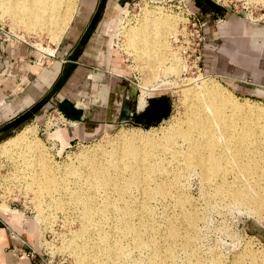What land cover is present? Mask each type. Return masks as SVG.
I'll use <instances>...</instances> for the list:
<instances>
[{"label":"bare ground","instance_id":"obj_1","mask_svg":"<svg viewBox=\"0 0 264 264\" xmlns=\"http://www.w3.org/2000/svg\"><path fill=\"white\" fill-rule=\"evenodd\" d=\"M72 1L0 0V10L14 25L41 31L51 27L64 30L71 19ZM164 17L147 13L142 22V31H147L139 30L135 36L144 38V43L149 40L155 45L156 40L152 38L165 35L158 21L167 24L166 28L173 23ZM182 87L188 109L179 129L171 128L160 140L152 139L145 144L143 139L141 142L136 138L127 139V142L114 145L110 152L86 158L82 161L83 169L70 168V172L61 169L59 172L45 162L43 149L31 141L32 133L28 127L0 143V156L5 154L10 161L20 157L18 160L22 158L29 168L32 167L38 203H41L40 198L53 199L56 195L52 194L57 191L67 199L65 204L77 212L82 226L74 233L83 235L86 240L83 239L79 246L76 243L69 245V255L76 264H124L126 259L127 264H167L176 258L178 250L185 254L190 264L193 260L194 264H200L202 256L194 254L199 247L198 213L194 208H186L189 198L185 183L192 176L200 179L208 204L211 203L209 200H216L217 204L226 201L227 206L244 207L264 215V109L247 103L238 104L223 89L207 80H189ZM138 101L143 109L145 93ZM32 157L34 162H30ZM69 175L75 178L73 183ZM153 202H172L176 206L173 221L166 222L161 230L153 224L156 218L151 207ZM213 208L216 207L213 205ZM12 215L20 219L15 211ZM111 220L115 224L108 233L105 225ZM150 221L153 223L147 224ZM128 238L132 243L127 248L122 241ZM132 251L144 253L146 258L139 261ZM243 253L236 255L232 264H264V257L260 262V256H255L257 252L255 255L248 253L249 256ZM215 256L213 259L210 256L209 264H221L220 257Z\"/></svg>","mask_w":264,"mask_h":264},{"label":"rangeland","instance_id":"obj_2","mask_svg":"<svg viewBox=\"0 0 264 264\" xmlns=\"http://www.w3.org/2000/svg\"><path fill=\"white\" fill-rule=\"evenodd\" d=\"M201 1L204 2L206 0H197V2ZM207 1L213 4V6L239 12L242 14V17L253 22H257L264 12V0ZM72 2H74V5L72 4L73 11L70 15L72 18V20L70 19V24L74 18H78L77 8L79 0H74ZM187 5L189 7L193 6L192 3L190 5L187 3ZM116 11V15L113 16L110 32L107 34L108 36L105 37V45L109 50H113L118 56V60H120V73L112 72L111 70L110 72L121 76L118 78L121 80L118 84V89L122 91V93L119 96L117 95V97L120 98V100L128 97L129 103L126 108L133 111L131 119H129V116H127L128 118L125 117L124 111L122 110L124 106L122 105L119 114H115L114 122L110 126L102 127L94 138L83 142L75 141L68 144L61 130L54 128L52 125L51 118L55 117V113L53 112L54 108H48L49 102H44L34 117L39 118L40 123H46L47 133H44V130H38L35 123L32 122L33 118L16 130L1 137L0 143L12 138L22 129L28 127L32 133L31 141L40 144L43 149V155L45 157H42L44 161L47 159L45 162L56 170L58 169L59 172H62V170H64V172H70L71 169L75 168L83 169L82 163L86 158L110 152L114 145L120 142H127V139L136 138L138 141L143 139L142 142L145 144V142L149 140L163 138L171 128L179 129L188 109L186 108L185 94L181 90L184 88L182 86L189 80L194 82L202 80L213 82L223 89L226 94L228 93L227 95L230 99L238 104L247 103L252 106L256 105L255 107L257 108L264 109V95L252 97L240 96L227 88L223 82L209 76L203 71L202 46L200 58L198 59V46L194 35L195 28L193 26V21L187 19L186 11L183 10L182 5L178 4L177 0H127V3L117 8ZM146 12L155 17L166 16L164 18H168L169 21L173 22L172 25L169 22V26L171 27L166 28L168 27L167 24L158 21V24H162L163 26V30H161L162 33L167 36L165 37L164 34H159L160 36L164 35L160 38L159 36L153 35V37H155L152 39L158 42L157 45L156 41L155 45H153L149 40L146 41L148 43H144V38L140 36L138 38L136 37L139 30L141 32L147 31V29L142 31V22L146 20L144 19L147 15ZM196 16L199 18L197 14ZM59 29L58 27H51L50 29H42L41 31V29L34 30L33 28L28 29L22 25H14V23L10 21V18L0 10V42H2L3 45L4 43L16 42L25 44L27 50L33 54V58L31 59L33 61L31 63L33 64H43L50 58L49 56L58 57L61 55L60 50L67 29ZM164 30L168 31L165 32ZM131 37H133V39ZM140 38L142 39L141 43H139ZM147 38L146 36V39ZM163 40L165 42H163ZM160 42H163L164 45H168L161 48L164 45L162 44V46L159 47ZM141 44L144 45L141 46ZM140 46H144L143 48L145 49H141ZM110 67H112V62ZM0 87H4V72L3 75L0 76ZM117 93L119 94V92ZM142 93H145L146 105L143 110H138V113H135L134 110L137 109V101ZM158 96L166 101L168 105L167 113L153 123L140 124L139 119L147 110L150 99ZM81 103L83 104V108H89L90 103L86 100L81 101ZM2 158L4 159V181L8 184L5 186L4 193H9L10 195L9 200L1 204L3 211H0L4 214V217L8 220L9 218L14 219L16 217L13 216L12 213L16 211V215L20 217L19 225L22 224V226H24L25 224L26 226L30 224L35 228L36 232H38L39 238H36L37 249L32 246L35 242L33 239L30 240L31 242L22 239L30 249L38 253L34 259L40 257L47 264H76L73 256L69 255V245H75L74 243H76V245L79 246L83 239L86 240V237L83 235L82 237L75 234L80 231L79 229L82 226L79 222L77 212L65 204L67 203V199L57 191L54 192L55 194H52V196H56H53V199H51L55 201V203H51L48 197L40 198L41 203H38L39 201L37 202L35 197L37 196V187L35 186V176H33L32 167L29 168L24 159L22 160L21 158L18 160L20 157H16V159L14 158L10 161V158L4 154L0 156V160H2ZM32 159L30 162H34V157H32ZM20 163H23V166ZM1 169L2 167L0 166V170ZM29 176L34 179L31 181L32 178L28 179L30 178ZM70 176L71 175H69V177ZM72 179H70L71 183H73L72 181H74L75 178ZM185 186V192L189 198V204L186 208H194L197 211L196 213H198L197 216L199 221L197 223V228L199 232L198 238L200 240L197 238V247H199L198 250L194 251V254L197 257H203H200L202 260L200 264L203 262L204 264H209L216 254L220 257L218 260L219 263L232 264L236 255H242L241 253L243 252V255L246 256L248 253L250 254L252 252L251 254L255 255L257 252L255 256H260L259 258L257 257L258 261L263 262L264 215L231 204H228L232 206L229 207L226 201L217 204L216 200H209L211 203L208 204L205 195H203L206 192L202 188L201 181L197 176H192L186 180ZM58 198H61V200ZM34 200H36V202ZM56 203H58V206L55 205ZM164 203H167V205ZM169 204L170 207L168 206ZM51 205L55 206V208L56 206L61 208L55 209ZM213 205L216 208H213ZM152 206L154 217H156L154 218L155 222L153 223L150 221L147 222V224L153 223L161 230V226L166 224V222L169 223L173 221L171 219L174 214L173 211L176 208L175 203L153 202L151 204V207ZM65 208H67L68 211ZM114 224L115 222L113 223L111 220V222H108V225H105V230L111 233L109 230L112 231L110 228L113 227ZM157 235L161 234L158 233ZM73 239L80 240L75 241ZM128 240L129 242H127ZM128 240H124L125 242L122 241L124 247L127 246L128 248L132 243L131 239L128 238ZM212 250L213 252H211ZM27 251H29V249ZM178 252L179 253H175L176 258L173 260L174 262L170 260L167 264H187V262H189L185 254L182 255V251L180 252L178 250ZM132 254L139 261L146 258V254L137 251L136 253L132 251ZM211 255L212 259L210 258ZM182 256H185V258ZM126 260L124 264H127ZM194 263L195 260H193L191 264ZM212 263L213 262H211V264ZM188 264H190V262Z\"/></svg>","mask_w":264,"mask_h":264},{"label":"crops","instance_id":"obj_3","mask_svg":"<svg viewBox=\"0 0 264 264\" xmlns=\"http://www.w3.org/2000/svg\"><path fill=\"white\" fill-rule=\"evenodd\" d=\"M185 1L192 3L190 8L202 23L203 71L240 96L264 95V12L253 22L207 0ZM126 3L127 0H79L78 18L70 24L71 18L66 28L61 55L49 56L45 64L31 63L33 54L21 42H0V76L4 72L0 128L44 102L69 121L60 128L68 144L94 138L102 127L114 122L122 105L125 117L131 119L133 111L126 108L128 97H117L122 93L118 89L121 76L112 73H120V60L105 45L113 16ZM158 99L163 98L158 96L150 101ZM83 100L90 103L88 109L82 107ZM143 109L137 101L134 112ZM32 122L47 133L46 123H40L37 117ZM0 221V264H47L40 257L30 258L23 249L22 239H33L32 246L37 249L39 235L33 226L19 225L15 218L8 220L1 211Z\"/></svg>","mask_w":264,"mask_h":264},{"label":"built area","instance_id":"obj_4","mask_svg":"<svg viewBox=\"0 0 264 264\" xmlns=\"http://www.w3.org/2000/svg\"><path fill=\"white\" fill-rule=\"evenodd\" d=\"M179 5H182L183 10L186 11V17L187 19H191L193 21V26L195 28V37H196V41H197V46H198V59L200 58V50H201V46L202 43L204 41V35L202 33V23L201 20L196 16V14L193 12V10L187 5V2L185 0H177ZM184 13V12H183ZM53 112L55 113V117L51 118V122L54 128H58L60 129L61 127H63L64 125L68 124L69 121L66 120V118L57 110H53ZM3 161L4 159L2 158V160H0V166L2 167V169L0 170V210H2L1 208V204H4L5 202H7L9 200V193H4V189L5 186L8 185L6 183V181H4V166H3ZM5 201V202H4ZM12 211V210H11ZM6 212V211H5ZM16 212V211H15ZM1 224V221H0ZM23 249L26 251V254L34 259L38 253L33 250L30 249L25 243L23 244ZM29 249V251H27Z\"/></svg>","mask_w":264,"mask_h":264},{"label":"water","instance_id":"obj_5","mask_svg":"<svg viewBox=\"0 0 264 264\" xmlns=\"http://www.w3.org/2000/svg\"><path fill=\"white\" fill-rule=\"evenodd\" d=\"M41 108V104L38 103L31 107L29 110L21 114L20 116L14 118L4 126L0 128V138L9 134L10 132L16 130L18 127H21L25 122H28L29 120L33 119L34 116L38 113V111ZM161 112V109H157L155 114L153 115V118H156L157 115Z\"/></svg>","mask_w":264,"mask_h":264},{"label":"flooded vegetation","instance_id":"obj_6","mask_svg":"<svg viewBox=\"0 0 264 264\" xmlns=\"http://www.w3.org/2000/svg\"><path fill=\"white\" fill-rule=\"evenodd\" d=\"M157 109H161V112L157 115L156 118H153ZM168 111V105L163 99H158L156 101H150V104L147 106V110L139 119L140 124L153 123L157 121L160 117L165 115Z\"/></svg>","mask_w":264,"mask_h":264}]
</instances>
